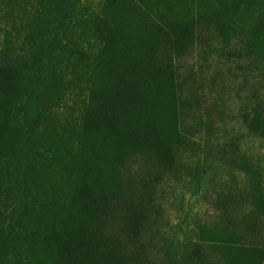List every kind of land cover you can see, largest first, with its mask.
<instances>
[{
    "label": "rangeland",
    "instance_id": "1",
    "mask_svg": "<svg viewBox=\"0 0 264 264\" xmlns=\"http://www.w3.org/2000/svg\"><path fill=\"white\" fill-rule=\"evenodd\" d=\"M0 264H264V0H0Z\"/></svg>",
    "mask_w": 264,
    "mask_h": 264
},
{
    "label": "trees",
    "instance_id": "2",
    "mask_svg": "<svg viewBox=\"0 0 264 264\" xmlns=\"http://www.w3.org/2000/svg\"><path fill=\"white\" fill-rule=\"evenodd\" d=\"M135 98H137V96L136 95H134V96H132V97H129V96H127V97H125L124 99H122V104L124 105V106H128V105H126V102L127 101H129V99H130V104L132 103V99H135ZM129 104V105H130ZM133 104V103H132ZM135 106V105H134ZM133 106V107H134Z\"/></svg>",
    "mask_w": 264,
    "mask_h": 264
}]
</instances>
